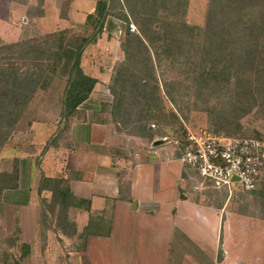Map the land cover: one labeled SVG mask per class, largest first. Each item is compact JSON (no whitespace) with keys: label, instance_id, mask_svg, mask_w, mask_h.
<instances>
[{"label":"trees","instance_id":"1","mask_svg":"<svg viewBox=\"0 0 264 264\" xmlns=\"http://www.w3.org/2000/svg\"><path fill=\"white\" fill-rule=\"evenodd\" d=\"M110 1L98 0L85 26L90 24L97 28L98 33L102 32L112 13ZM121 1L122 10L116 12V16L124 22L121 47L127 57L109 84L112 102L102 104L117 131L151 141L155 135L166 139L171 136L178 141L179 149L184 144L187 131L183 130L178 113L173 110L170 112L173 118L169 119L162 110V88L158 84L154 56L158 57L160 66L163 63L178 66L181 74H184L183 79L176 77L162 81L166 96H172L179 86L187 91L190 87L184 83L191 80L198 88L197 96L208 90L215 98L223 99L224 106L214 117L219 124L212 129L214 132L230 128L239 116L251 108L264 106V0H211L204 27L187 21L189 0ZM65 16L63 14L62 17ZM131 24L135 29H131ZM95 31L91 36H67V30L63 29L46 33L43 37L22 38L15 44L5 46L11 54L3 53L5 56H0V59L7 60L5 64H0V152L15 125L23 118L38 88L47 87V71L56 73L59 60L69 56V50L64 49L66 45L74 50L60 112L66 121L61 132L67 130L78 105L88 99L97 82L81 66V57L87 45L96 41L98 33ZM17 53L29 61L30 66L26 70L12 62L11 58L15 60ZM46 57L53 59V62L45 65L43 59ZM215 108L212 104L211 107L206 106L205 110L212 113ZM153 121L162 128L153 129L150 126L155 124ZM233 128L235 131L224 133L241 134L236 132L235 126ZM251 136L264 140L259 134ZM164 141L160 139L156 144ZM17 161L14 158L15 165L10 170H0V199L5 189L18 185ZM186 168L190 169L188 165H185ZM39 183V193L43 189L52 193L41 212L46 213L48 208L54 213L57 207L56 225L64 232L74 233V224L68 219L67 211L69 207L80 204V200L70 190L67 180L42 175ZM249 192L264 198V184L260 189Z\"/></svg>","mask_w":264,"mask_h":264},{"label":"crops","instance_id":"2","mask_svg":"<svg viewBox=\"0 0 264 264\" xmlns=\"http://www.w3.org/2000/svg\"><path fill=\"white\" fill-rule=\"evenodd\" d=\"M97 1L70 0L63 17L66 27H82ZM101 44L100 37L96 46ZM92 50L93 46L86 47L82 65L94 56ZM106 52L114 53L111 48ZM107 72L98 67L91 73L97 82L69 120L62 141L49 145L38 163L26 156L19 160L18 185L5 189L0 199V238L20 243L26 251L20 264L26 258L27 264H186L190 256L199 264L208 254L212 260L209 237L202 242L194 239L201 225L214 238L211 212L182 197L185 167L172 164L178 161L163 143L154 144L156 149L137 163L124 157L118 133L122 131L117 132L102 108L113 100ZM42 175L64 177L80 200L67 211L74 233L51 225L54 218L48 208L41 212L52 194L48 189L38 192ZM54 215L56 220L57 207ZM198 246H203L204 254ZM0 264L17 262L5 258Z\"/></svg>","mask_w":264,"mask_h":264},{"label":"rangeland","instance_id":"3","mask_svg":"<svg viewBox=\"0 0 264 264\" xmlns=\"http://www.w3.org/2000/svg\"><path fill=\"white\" fill-rule=\"evenodd\" d=\"M120 1L111 0L109 2L112 13L108 16V19L112 21L109 22L107 29L104 27V30L98 33L97 28L90 24L86 26L84 24L82 27L77 24L66 27V21L61 16L66 14L70 0H0V56L3 53L11 54V51L7 50L5 46L15 44L22 38L42 36L63 29L67 30V36H74L75 34L91 36L96 30L95 32L98 33L96 41L87 45V47L93 46L92 51L95 54L88 61L86 60L85 64L82 65L81 62V66L88 75H91L92 72L95 73L98 67L108 71L105 79L108 80V84H111L112 76L119 71L121 63L127 57L121 47L124 22L116 16V12L122 10V1ZM210 2L211 0H189L187 21L204 27ZM116 25L120 28H117ZM131 29H135L133 24H131ZM100 37L104 44L97 47L96 43ZM105 45H107L106 48ZM109 48L114 53H107L106 51ZM64 49L74 52L67 45L64 46ZM73 58V54L62 57L57 63L56 73L47 71L48 84L45 85L47 87L38 88L23 118L15 125L11 137L2 147L0 170H10L15 165L14 158L18 159V165L20 164L19 160L25 156L33 158L38 163L40 156L49 145L62 141L64 133L61 132V129L66 121L60 112ZM11 60L22 70H26L30 66L29 61L24 60L18 53L15 60L14 58H11ZM154 61L156 76L159 79L158 84L162 88L160 95L162 97V110L166 118L172 119L173 116L170 112L174 110L179 115L183 130L215 129L219 124L214 117L219 113V109L224 106L223 99L220 97L215 98L208 90L197 96L196 91L198 88L191 80L184 83L185 86L190 87L187 91L181 90V86H179L174 89L172 96H166L162 81L164 79L172 80L176 77L183 79L184 74H181L178 66L164 64L162 61L163 65L160 66L157 56H154ZM5 62L7 60L0 59V64H5ZM51 62H53V59L49 57L43 59L45 65L51 64ZM93 65H96L95 69ZM206 96H209V98ZM172 97L174 98L173 101ZM212 104L216 107L214 111L212 113L206 111L205 107H211ZM150 126L156 130L162 128V125L156 124V122ZM234 126L237 128V133L259 134L264 137V106L251 108L243 116H239L230 128L219 130L230 133V130L235 131ZM118 133L122 138L121 146H123L124 157L128 161L134 163L142 161L145 158V153L150 154L151 150L156 149L154 148L155 140L162 139L165 140L163 146L170 150L172 159L178 161H172V164L180 163L182 167H185L181 149L177 146L174 137L168 136L166 139V137L155 135L154 140L151 141L148 138H142L139 135L125 133L124 131ZM46 143L47 145H45ZM159 145L158 147H160ZM185 171L186 176L181 182V193L187 195L185 199H189L190 203L201 206V209L205 212H211L212 227L213 230H216L213 239L209 231L210 228H207L209 232L206 234L204 225L198 227L200 230L198 234H194V239L199 242H202L203 238L208 239V237L212 241V244H210L212 260L207 258H211L208 254L205 257L206 260L202 259L203 256L200 258L199 264H264V198H258L252 192L240 190L239 188H234L232 193L227 190H218L200 178L194 170H187L186 168ZM50 216L54 218V220H51V225L56 224L54 213H50ZM51 225L50 227L53 228ZM201 231L203 232L201 233ZM188 246L186 245V247ZM199 248H201L200 252L204 254L203 246ZM188 252L193 253L189 250ZM22 253L24 255L26 251L20 247V243L16 239L0 238V259L9 258L14 263L20 264L24 259ZM221 258L222 261L220 262ZM28 261L29 259L26 258L25 264ZM172 264L178 263L175 261ZM186 264H198V261H196V257L190 256L186 259Z\"/></svg>","mask_w":264,"mask_h":264},{"label":"built area","instance_id":"4","mask_svg":"<svg viewBox=\"0 0 264 264\" xmlns=\"http://www.w3.org/2000/svg\"><path fill=\"white\" fill-rule=\"evenodd\" d=\"M181 153L183 164L218 190L253 191L264 184V140L258 137L188 130Z\"/></svg>","mask_w":264,"mask_h":264},{"label":"water","instance_id":"5","mask_svg":"<svg viewBox=\"0 0 264 264\" xmlns=\"http://www.w3.org/2000/svg\"><path fill=\"white\" fill-rule=\"evenodd\" d=\"M158 141L160 142V140H156V143H158ZM182 197H183V198H186L187 196L184 195V194H182Z\"/></svg>","mask_w":264,"mask_h":264}]
</instances>
